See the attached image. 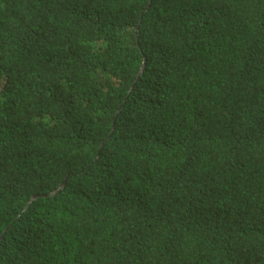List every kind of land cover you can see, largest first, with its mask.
Returning a JSON list of instances; mask_svg holds the SVG:
<instances>
[{"label": "trees", "instance_id": "trees-1", "mask_svg": "<svg viewBox=\"0 0 264 264\" xmlns=\"http://www.w3.org/2000/svg\"><path fill=\"white\" fill-rule=\"evenodd\" d=\"M0 264H264V0H0Z\"/></svg>", "mask_w": 264, "mask_h": 264}, {"label": "water", "instance_id": "water-1", "mask_svg": "<svg viewBox=\"0 0 264 264\" xmlns=\"http://www.w3.org/2000/svg\"><path fill=\"white\" fill-rule=\"evenodd\" d=\"M65 183V180L63 181V183L62 184H64Z\"/></svg>", "mask_w": 264, "mask_h": 264}]
</instances>
